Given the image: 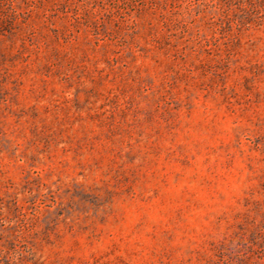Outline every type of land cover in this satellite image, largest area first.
<instances>
[{
  "label": "rangeland",
  "instance_id": "374dc122",
  "mask_svg": "<svg viewBox=\"0 0 264 264\" xmlns=\"http://www.w3.org/2000/svg\"><path fill=\"white\" fill-rule=\"evenodd\" d=\"M0 264H264V0H0Z\"/></svg>",
  "mask_w": 264,
  "mask_h": 264
}]
</instances>
